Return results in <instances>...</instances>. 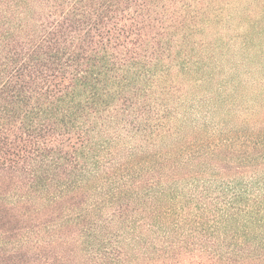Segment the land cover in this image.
Instances as JSON below:
<instances>
[{"label":"trees","instance_id":"16d2710c","mask_svg":"<svg viewBox=\"0 0 264 264\" xmlns=\"http://www.w3.org/2000/svg\"><path fill=\"white\" fill-rule=\"evenodd\" d=\"M0 264H264V0H0Z\"/></svg>","mask_w":264,"mask_h":264}]
</instances>
